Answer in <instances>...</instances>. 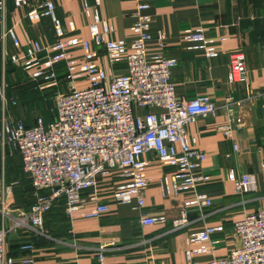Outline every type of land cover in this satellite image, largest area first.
<instances>
[{
	"label": "crops",
	"instance_id": "0c3cea01",
	"mask_svg": "<svg viewBox=\"0 0 264 264\" xmlns=\"http://www.w3.org/2000/svg\"><path fill=\"white\" fill-rule=\"evenodd\" d=\"M44 1L32 0V4ZM52 1L57 17L63 23L73 21L83 27L82 35L89 39L87 24L93 21L94 10L90 8L86 14L84 0ZM0 2V82L4 80L9 84L7 98L18 96L20 102L18 106L8 104L7 115L31 125L36 116L51 121L55 94L67 89L63 64L55 65L58 74L55 84L43 83L41 89H33L39 92L33 98L34 92L25 85H34L36 81L29 80L26 71L10 61L13 55L23 57L25 47L34 40L50 43L53 39L51 20L40 17L32 22L25 16L28 7H18L14 0ZM88 2L92 5L94 0ZM138 3L148 5L142 11L149 17L148 33L152 36L161 31L165 33L162 46L155 37L145 43L147 57L161 55L177 60L171 70L176 99L190 100L205 94L218 107L215 116H200L188 125L194 146L207 153L201 172L210 176L206 182L198 183L196 191L204 192L211 205L190 206L188 226L173 230L171 221L194 193L185 191L178 196L164 197L161 184L166 181L171 186L174 168L163 164L154 152H148L145 171L150 182L145 190V210L150 216L164 217L165 221L141 225L135 199L122 204L113 200L116 188L130 181L120 176L121 169H115L111 183L101 181L97 189L82 191L86 202L71 217L66 215L64 204L55 203L44 214L45 235H35L26 228L11 232L4 250L15 260L14 264H187L185 250L198 246L189 242V235L203 230L206 225L221 224L224 230L211 238L212 250L195 256L199 264H207L215 256L226 255L236 245L233 222L246 212L264 207V97L254 95L264 86V0H99L100 15L114 27L112 38L131 44ZM8 29L13 31L17 45L10 36L1 37V32ZM197 30L211 41L214 56L207 57L202 49L196 48V43L186 40L188 32ZM92 45L97 54L95 62L103 66L108 76L125 73V66L110 63L103 47ZM236 50L244 54L247 82L229 83L227 80L229 55ZM74 53L80 56L82 51ZM43 56L41 53L40 57ZM228 98L240 102L233 112L223 108ZM145 111L157 113L160 109H143L133 104L134 114L143 115ZM237 118H241L240 126H237ZM228 124L232 126L230 137L221 129ZM229 171L237 176L247 174L251 186L239 194L234 193V184L227 178ZM29 181L23 173L19 154L7 149L4 181L0 180V201L1 193H10L11 206L27 210L34 201L32 186L25 189L23 200L17 190H24ZM101 202L107 203L109 210L100 217H88ZM4 221L10 225L12 219L8 217ZM25 242L33 244L31 251L21 250ZM21 258L32 262L23 263Z\"/></svg>",
	"mask_w": 264,
	"mask_h": 264
},
{
	"label": "built area",
	"instance_id": "2783aa9c",
	"mask_svg": "<svg viewBox=\"0 0 264 264\" xmlns=\"http://www.w3.org/2000/svg\"><path fill=\"white\" fill-rule=\"evenodd\" d=\"M14 3L29 8L25 16L32 22L40 17L49 18L53 39L45 44L40 40L30 42L23 57L13 55L10 61L22 67L29 80L36 81L34 90L41 89L43 83L55 84L58 77L55 65L62 63L67 89L55 94L51 121L36 116L34 124L28 126L23 119L7 115L8 104L18 106L19 97L8 99L9 84L4 80L0 82V180L4 181L7 149L17 152L35 198L26 211L11 206L10 193H1L0 264L15 263L4 250L11 232L26 228L35 235H45L44 214L56 202H63L66 215L71 217L86 202L82 191L97 189L101 181L111 183L115 169H121L120 176L130 181L116 188L113 200L122 204L135 199L141 225L165 221L164 217L150 216L145 210V190L150 182L145 171L148 152H154L163 164L174 168L171 186L166 181L161 184L164 197L178 196L185 191L194 193L171 221L173 230L188 226L190 206L211 205L204 192L196 191L198 183L206 182L210 176L201 172L207 153L194 146L188 125L200 116H215L218 107L205 94L190 100H177L171 82V70L177 60L161 55L147 57L145 43L155 37L162 46L165 38L163 31L155 36L148 33L149 17L142 14L148 5L137 4L132 25L134 38L128 45L112 38L114 27L100 15L99 0H94L92 5L84 0V12L89 13L90 8L94 10L93 21L87 24L89 39L83 37V27L76 26L73 21L63 23L57 17L52 0L39 4H32V0H14ZM5 36L18 44L11 29L1 32V37ZM185 38L196 43V48L202 49L207 57L215 55L211 41L201 30L188 32ZM92 44L103 47L111 64L125 66V73L108 76L103 66L95 62L97 54ZM76 50L82 51L80 56L74 53ZM227 70L229 83L248 81L243 52L230 53ZM80 83L85 85L80 86ZM254 95L264 97V86ZM133 104L143 109L156 107L160 112L134 114ZM239 105V101L228 98L223 108L233 112ZM236 123L240 126L241 118H237ZM231 127L228 124L221 128L226 137L231 136ZM234 147L237 149L236 145ZM227 178L233 182L236 194L251 186L247 174L237 176L229 171ZM108 210L107 203L101 202L87 216L100 217ZM8 217L12 219L10 225L4 221ZM232 227L236 245L226 255L215 256L207 264H264V207L246 212ZM223 230L221 224L206 225L203 230L190 234L189 242L198 246L185 250L187 264H199L196 254L210 252L212 236ZM20 248L31 251L33 244L25 242ZM99 259L101 261L102 255ZM20 261L32 262L29 258Z\"/></svg>",
	"mask_w": 264,
	"mask_h": 264
},
{
	"label": "trees",
	"instance_id": "16d2710c",
	"mask_svg": "<svg viewBox=\"0 0 264 264\" xmlns=\"http://www.w3.org/2000/svg\"><path fill=\"white\" fill-rule=\"evenodd\" d=\"M34 94H39V92H37V91H34V93L32 94V97L33 98H36L37 96L36 95H34ZM36 101V100H35ZM24 122H25V124L26 125H28V126H30L28 123H27V121L26 120H24ZM21 160V159H20ZM22 167V166H21ZM20 182V181H19ZM30 185H31V182L29 181V182H26V185H25V187H24V190H22V188H19V190H17V194L19 195V197L20 198H22L21 200H23V198H25V196H24V192H25V189L27 188V189H30L31 187H30ZM32 191H33V196H34V190H33V187H32ZM44 192H46V191H44ZM35 199V198H34ZM34 202V201H33ZM33 202L31 203V205L33 204ZM58 203H61V204H63V202H61V201H58V202H56V204H58ZM30 205V206H31ZM30 208V207H29ZM28 208V209H29ZM27 209V210H28ZM26 210V211H27Z\"/></svg>",
	"mask_w": 264,
	"mask_h": 264
},
{
	"label": "rangeland",
	"instance_id": "374dc122",
	"mask_svg": "<svg viewBox=\"0 0 264 264\" xmlns=\"http://www.w3.org/2000/svg\"><path fill=\"white\" fill-rule=\"evenodd\" d=\"M25 87H27V89L29 88L30 90H32V91L34 92V90H33V84H32V83L29 84L28 86L25 85ZM43 90H44V89H43ZM26 91H27V90H26ZM41 91H42V90H41ZM44 103H46V101H45ZM49 107H51V105H50ZM29 125H31V124H29Z\"/></svg>",
	"mask_w": 264,
	"mask_h": 264
}]
</instances>
